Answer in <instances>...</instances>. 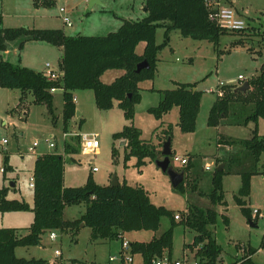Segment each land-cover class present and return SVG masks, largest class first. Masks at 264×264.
Listing matches in <instances>:
<instances>
[{
    "label": "rangeland",
    "instance_id": "374dc122",
    "mask_svg": "<svg viewBox=\"0 0 264 264\" xmlns=\"http://www.w3.org/2000/svg\"><path fill=\"white\" fill-rule=\"evenodd\" d=\"M88 1L0 0L2 18L0 27L21 25L61 27L69 34H106L116 30L124 18L136 19L148 14L147 10H143L147 0H101L90 9ZM221 1L226 5L233 3L231 6L243 13L241 15L247 20V26L242 32L229 30L223 33L217 46L208 39L185 36L179 29H173L169 44L159 52L160 58L154 78L140 82L141 100L135 104V115L132 120L126 118L117 102L111 108L101 109L96 104L93 89H78L77 109L80 112L75 113L69 121L68 129L65 130L62 117V88L54 91L57 115V122L54 123L47 105L35 103L31 92L27 96L26 113V110H22L25 105L17 106L21 89L0 84V137H10L5 147L0 145V186L10 184L13 180L15 184L17 183V189H11L9 196L18 198L25 196L27 201H31L33 192L30 179L36 155L46 149L51 151L57 149L63 153L65 139L79 135L80 132L96 133L100 141L96 149L83 151L80 141V150L74 153L75 159L66 158L64 171L66 185H83L90 173L97 182L110 183L113 172H116L120 180L126 179L130 184H143L153 202L165 205L174 213L180 212L182 218L185 209L191 203L201 207H214L218 211V220L210 229L222 247L219 259L239 262L246 260L250 255L256 264H264L263 246L251 254V249L259 248L264 240V156L255 163L254 156L244 143L219 141L221 134L237 140L251 137L256 126L257 132L263 135L264 116H260L257 121L246 122L245 118L253 110L254 102L233 100L229 112L222 117L219 124L208 123L209 110L217 97V87H220L218 85H239L244 81L238 79L240 73L248 79L260 70L263 46L258 28L264 26V0ZM61 6L65 7L64 12L60 10ZM61 12L69 14L72 24L64 22ZM163 38L164 27H158L157 42H161ZM237 39H241L242 42L233 44ZM13 41L17 48L12 49L10 53L0 50V58L4 56L5 59L39 70L44 68L47 61L52 66L59 67L63 54L60 46L47 41L29 40L19 49V39ZM144 45V41L139 42L137 51L142 52ZM218 49H222V52ZM123 71L121 68H109L101 78L110 82ZM176 81L196 82L197 88L203 90L196 129L193 131H183L180 128L177 105L161 118H157L148 110L150 106L159 102L161 98L159 89L173 88ZM131 121L141 128L143 138L153 137L155 142H158L155 127L161 121H164V126L172 124V154L185 155L191 159L190 178L197 179L196 189L189 186L184 189L174 186L170 175L159 167L155 160L147 158V162L139 167L136 164L137 156L131 155L125 163L126 142L115 139L113 133ZM15 132L18 133V137ZM51 134L55 135L56 148L48 144L47 139ZM35 140H38L39 144L32 151L29 146ZM113 145L118 149L116 160L112 152ZM159 157H162V154ZM221 161H225L223 168L229 171L222 174L226 202L214 204L200 191L210 192L213 189L212 176ZM171 163L179 170L184 165L180 161ZM9 164L11 168L7 167L4 172L1 168ZM93 165L97 166L96 170H92ZM253 167L259 172L251 175V191L246 196V202L252 209L253 218H256V226L248 222L235 198L242 182L241 172ZM186 177L185 171L184 180ZM256 208L258 212L255 211ZM85 209V202L67 205L64 209V218L78 219ZM3 212L0 211V227L5 225L26 227L31 224L34 217L32 209L6 211L5 215ZM224 215L228 217V223L224 221ZM181 220H176L177 225L174 228L173 254L179 257L187 254L192 257L196 246L191 248L188 244L194 241L198 232L185 226ZM169 226L170 218L163 216L157 230L126 232L123 238L130 242L150 241L160 236ZM55 232L57 234L55 240L50 239L48 232L43 236L41 245L18 247L17 255L25 258H45L53 264H110L109 256L116 254L121 248V238L92 239V229L89 226L65 231L56 229ZM56 249L59 250V255L55 254Z\"/></svg>",
    "mask_w": 264,
    "mask_h": 264
},
{
    "label": "trees",
    "instance_id": "16d2710c",
    "mask_svg": "<svg viewBox=\"0 0 264 264\" xmlns=\"http://www.w3.org/2000/svg\"><path fill=\"white\" fill-rule=\"evenodd\" d=\"M49 0H36V2ZM211 0H147L148 14L142 18H124L116 30L106 34H69L61 27H30V26H1L0 50H6L11 41L19 39L18 48L21 49L29 40H41L60 46L63 49L59 67L62 75L57 80L49 79L42 70L31 66L15 63L3 57L0 58V84L11 88H20L24 99L30 91L35 103H45L52 115L53 122H57L55 113L54 92L52 86L63 89L62 117L64 129H68L71 118L77 111L74 91L76 89L91 88L94 91L95 101L99 108H111L117 101L126 118L133 119L135 104L141 100L144 79L154 78L159 60V52L169 44L171 31L179 29L185 36L208 39L217 46L223 33L229 32L226 27L210 18L209 13L214 10ZM0 22L2 18L0 15ZM164 27V38L157 42V28ZM253 28H256L253 26ZM244 29V28H243ZM243 29L238 30L242 32ZM262 43L263 61L258 73L248 78L251 86L246 91L236 90L238 84H222L221 92L211 104L208 123L217 125L223 116L229 112L233 100L254 102L253 110L246 116L245 121H257L264 116V26L258 28ZM144 41L142 52L137 51L139 42ZM242 42L241 39L233 44ZM222 52V49H218ZM146 58L150 66L136 71L139 61ZM109 68H121L124 71L112 81L106 82L101 76ZM161 98L156 105L148 110L157 118H161L175 105L179 107L178 124L183 131L196 129L197 117L201 108L203 90L197 88L196 82L176 81L173 88L159 89ZM158 142L153 137L143 138L142 130L132 121L124 124L121 130L115 131V139L125 140V163L131 155L137 156V166L141 167L149 160H155L162 154L163 141L172 137V124L164 126V121L155 127ZM245 139H230L221 134L220 142H242L252 153L257 163L264 156V134L257 132ZM80 135H73L63 142L64 153L48 151L40 153L34 164V204L31 207L26 199L9 197L10 187L0 186V211L32 209L33 221L27 228L0 227V264H53L45 258L19 257L18 247L35 246L42 244L43 236L59 229H79L82 223L92 229V239H119L124 233L135 230L155 231L159 228L163 216L170 218V226L160 236L150 241H131L132 252L140 254L143 261L148 263L155 256L165 250L173 253L174 228L177 225L174 212L163 204H156L150 198L147 188L143 184H130L126 179L117 185L99 183L90 173L83 185H66L64 171L66 157L74 160V153L80 150ZM114 159L118 149L113 145ZM264 158V157H263ZM6 162L8 157L6 155ZM182 165L187 173L186 180L177 187L182 189L198 187L197 179L190 178L192 163ZM219 164V163H218ZM7 167H4V171ZM229 172L225 168L218 169L212 176L213 189L210 192L200 191L207 195L214 203H224V189L222 174ZM259 172L256 167L242 171V182L239 192L235 194L237 203L247 220L255 222L253 212L246 202V196L251 191V175ZM85 202L86 209L81 217L75 220L64 218V209L67 205ZM218 220V211L211 206L201 207L190 204L181 222L197 231V235L189 247L196 246V256L208 259L215 264L222 252L210 226ZM228 223V217L224 215ZM264 247V240L259 248H252L251 254ZM198 247V248H197ZM237 261H233L236 263ZM240 264H256L252 257Z\"/></svg>",
    "mask_w": 264,
    "mask_h": 264
},
{
    "label": "built area",
    "instance_id": "2783aa9c",
    "mask_svg": "<svg viewBox=\"0 0 264 264\" xmlns=\"http://www.w3.org/2000/svg\"><path fill=\"white\" fill-rule=\"evenodd\" d=\"M210 4L214 5V10H212L209 13L210 18L216 20L220 25L223 27H226L228 29L233 30H240L247 26V20L242 16L233 6L223 4L221 0H211ZM60 10L62 12L65 11V7L61 6ZM61 12V14H62ZM62 19L67 24H72L71 18L68 13L62 14ZM45 75L52 80H57L62 75V70L60 67H54L52 64L47 61L45 63V70L43 71ZM246 76L240 73L238 75V79L245 80ZM241 84V83H240ZM222 84L218 85L221 86ZM59 87L52 86L50 88L51 91H56ZM217 93L221 92L220 87H217ZM74 99L76 97L74 96ZM66 134V132H64ZM80 141L82 145L83 151H91L96 149L100 141L97 137L96 133H90V132H80ZM48 144L51 147H57V141L55 140V135L51 134L50 137L47 139ZM9 137L8 136H2L0 137V145L6 146L9 143ZM39 144L38 140L33 141L32 145L29 146V149L34 151V148ZM64 153V152H63ZM171 161H180L181 164H186L189 161V157L182 156L179 154H171ZM207 167H209L207 165ZM4 171V167L1 168ZM97 166L93 165L92 170H96ZM30 185L34 186V177L31 176L30 179ZM185 213L188 212V208L185 209ZM256 212H258V208L255 209ZM174 218L176 220H181L182 215L180 212L174 213ZM57 238V234L55 231L50 232V239L55 240ZM56 255H59L60 252L58 249L55 250ZM196 251L194 252V255L192 257L188 256L187 254H184L182 257L175 256L173 253L170 254L168 250H165L161 255L155 256L150 262L146 263L143 261L140 254H135L132 252V245L131 242L128 240H125L122 237V243L121 248L116 254H112L109 256L110 264H212L209 262L208 259H201L200 257H197ZM242 261H237L236 263L233 262H226L223 260L218 259V261L215 264H240Z\"/></svg>",
    "mask_w": 264,
    "mask_h": 264
},
{
    "label": "water",
    "instance_id": "95a60500",
    "mask_svg": "<svg viewBox=\"0 0 264 264\" xmlns=\"http://www.w3.org/2000/svg\"><path fill=\"white\" fill-rule=\"evenodd\" d=\"M89 9L96 3L101 2V0H89ZM88 9V10H89ZM145 9H147V6H145ZM150 63L149 61L144 58L141 61H139L136 65V71H140L141 69L145 68V67H149ZM251 84L249 82L248 79H245L241 84H239L236 87V90H241V91H246L248 88H250ZM77 113H79L80 111L77 109L76 111ZM172 137L168 136L164 141H163V146H162V157H158L155 159L156 164L161 167L164 171H166L170 177H171V181L173 183L174 186H178L180 182H182L185 178V170L184 169H177L172 163H171V154L173 152L172 150ZM123 142H125V140H123ZM67 159H70L69 156L66 157ZM225 165V161H221L218 164V169L222 170L223 167ZM120 183V180L117 176L116 172H113L112 174V179H111V184L112 185H117ZM10 185H15V182L12 180L10 182ZM252 226H256L257 223L249 220L248 221ZM82 226L84 225V223L81 224Z\"/></svg>",
    "mask_w": 264,
    "mask_h": 264
},
{
    "label": "crops",
    "instance_id": "0c3cea01",
    "mask_svg": "<svg viewBox=\"0 0 264 264\" xmlns=\"http://www.w3.org/2000/svg\"><path fill=\"white\" fill-rule=\"evenodd\" d=\"M232 2H233V0H232ZM231 5H233V3L231 4ZM143 10H147V9H145V5H144V7H143ZM239 13L240 14H242L243 15V13L241 12V11H239ZM139 17V16H138ZM120 26V25H119ZM138 46V45H137ZM17 48V44L16 43H14V41H11L10 42V44H9V47L6 49V50H3L4 51V53H10L11 51H12V49H16ZM1 55H2V53H1ZM3 58H5L4 56H3ZM160 58V57H159ZM159 61V60H158ZM60 62V61H59ZM157 64H158V62H157ZM59 66V65H58ZM42 71H44L45 70V66H44V68H42L41 69ZM78 89H76L75 91H74V94H75V97H76V99H75V101H76V105H77V94H76V91H77ZM142 91V90H141ZM30 91H28V92H26L25 93V95H24V99L20 102V96L22 95V92H20V95H19V101H17V106L19 105V104H21V105H25L24 106V108L22 109V110H26L25 112L26 113H28V110L26 109V106H27V96H28V93H29ZM34 98V97H33ZM33 98H32V100H33ZM31 100V99H30ZM117 102V101H116ZM9 110V109H8ZM25 116H27V115H25ZM15 135L18 137V133H16L15 132ZM9 137V136H8ZM9 139H10V137H9ZM48 151H51V150H49V149H46V150H43V151H41V153H43V152H48ZM22 153H24L23 151H22ZM40 153H38L37 155H36V157H35V160H36V158H37V156L39 155ZM8 156V155H7ZM183 156H185V155H183ZM34 164H35V161H34ZM33 169H34V165H33ZM5 172V171H4ZM33 175V171H32V174H31V176ZM120 180V179H119ZM120 181H122V180H120ZM7 186H9L10 187V190L11 189H17V183L15 184V185H10V184H7ZM32 187V186H31ZM10 190H9V192H10ZM9 192H8V196H9ZM32 192H33V187H32ZM10 197V196H9ZM18 198V197H17ZM26 199V197L25 196H22V198H20V199ZM27 200V199H26ZM29 202V204H30V206L32 207L33 206V204H34V193H32V198H31V201H28ZM9 211H12V210H9ZM16 211V210H15ZM1 212H3V211H1ZM5 212L6 211H4L3 212V215H5ZM33 221V220H32ZM32 223V222H31ZM82 226V225H81ZM84 226V225H83ZM4 227H16V226H4ZM28 226H26V227H16V228H27ZM50 233V232H49ZM47 234V233H46ZM136 241V240H135ZM16 253H17V250H16ZM56 254V253H55ZM58 257V256H57ZM233 262V261H232Z\"/></svg>",
    "mask_w": 264,
    "mask_h": 264
}]
</instances>
